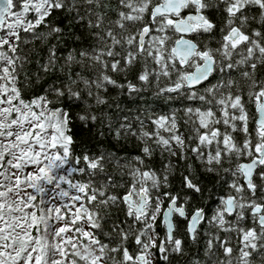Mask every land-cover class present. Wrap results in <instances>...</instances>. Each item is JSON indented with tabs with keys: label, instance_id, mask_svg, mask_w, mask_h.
Masks as SVG:
<instances>
[{
	"label": "snow or ice",
	"instance_id": "obj_1",
	"mask_svg": "<svg viewBox=\"0 0 264 264\" xmlns=\"http://www.w3.org/2000/svg\"><path fill=\"white\" fill-rule=\"evenodd\" d=\"M0 264H264V0H0Z\"/></svg>",
	"mask_w": 264,
	"mask_h": 264
}]
</instances>
